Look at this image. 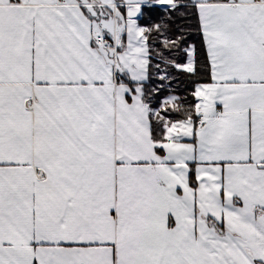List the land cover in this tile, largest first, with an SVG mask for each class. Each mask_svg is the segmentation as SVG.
<instances>
[{
  "label": "snow or ice",
  "instance_id": "6c2138e0",
  "mask_svg": "<svg viewBox=\"0 0 264 264\" xmlns=\"http://www.w3.org/2000/svg\"><path fill=\"white\" fill-rule=\"evenodd\" d=\"M0 264H264V0H0Z\"/></svg>",
  "mask_w": 264,
  "mask_h": 264
},
{
  "label": "trees",
  "instance_id": "16d2710c",
  "mask_svg": "<svg viewBox=\"0 0 264 264\" xmlns=\"http://www.w3.org/2000/svg\"><path fill=\"white\" fill-rule=\"evenodd\" d=\"M184 12L185 10H181ZM147 19V17H146ZM156 20H159L160 17L156 16ZM149 23L154 22V20H149ZM191 25L193 31L191 35L190 42H195L200 49L198 55V66H197V74L193 77H188L187 75H180L178 78H175L173 82L170 84L169 88L164 89V95L172 94L181 97L186 101H191L193 98L191 97V91L194 87L196 82H205L208 80V72L206 65V55L203 52L200 37L195 33L194 29L196 28V19L193 16L188 15L185 13L184 16H181L179 13L175 16L174 22L172 23V27L175 28L177 26H188ZM155 63V61L153 62ZM152 81L155 83H149V87L155 86L158 84L159 81L156 79L155 76L152 77ZM163 99V95L161 96Z\"/></svg>",
  "mask_w": 264,
  "mask_h": 264
}]
</instances>
